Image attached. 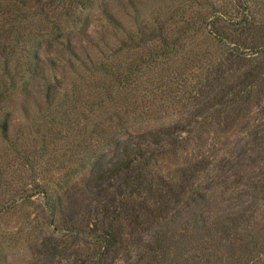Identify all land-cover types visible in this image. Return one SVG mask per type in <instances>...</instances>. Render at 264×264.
I'll return each mask as SVG.
<instances>
[{"label": "trees", "instance_id": "1", "mask_svg": "<svg viewBox=\"0 0 264 264\" xmlns=\"http://www.w3.org/2000/svg\"><path fill=\"white\" fill-rule=\"evenodd\" d=\"M97 1L0 0V264L32 240L34 264H264L245 211L181 219L241 120L245 144L204 189H264V0L162 4L87 74L47 85L31 119L42 50L84 33Z\"/></svg>", "mask_w": 264, "mask_h": 264}, {"label": "rangeland", "instance_id": "2", "mask_svg": "<svg viewBox=\"0 0 264 264\" xmlns=\"http://www.w3.org/2000/svg\"><path fill=\"white\" fill-rule=\"evenodd\" d=\"M173 0H98L97 7L94 10L90 22L84 33L72 35L69 38L60 41H52L41 52V68L35 80L32 82V94L27 100L29 116L34 118L41 113L44 108L43 90L49 84H68L87 74L94 63L103 59L110 54L119 40L125 34V30L137 25L141 18L151 15L162 4H169ZM20 102L16 106L12 105L11 110L16 119L13 120V128L16 130L21 124L19 120L21 107ZM257 110H253L255 117ZM264 117V114L262 115ZM257 122V121H255ZM155 123L154 125H158ZM245 120H241L235 128L234 133L225 138V143L221 145L219 157L229 156L236 157L239 154V146L245 144V133L243 126ZM178 156V155H177ZM185 156V154H183ZM217 156L212 166L208 167L200 174L199 180L196 181L192 188L205 193V198L197 201H189L187 206L182 207L184 210L183 217L189 223L193 220L198 221L202 218L210 220H224L229 218L230 214L245 211L246 216H250L254 221L264 225V189L259 185L236 184L229 186V189L223 190L221 187L211 186L206 188L207 182L217 179V167L222 161ZM174 159L168 158L166 166L169 168L174 164ZM260 165L264 167V159H261ZM165 167V168H167ZM230 171L229 173H231ZM197 182L200 184L197 186ZM27 209H30L27 207ZM195 213L193 216L192 212ZM188 214H192L189 217ZM253 214V216H251ZM255 215V216H254ZM189 217V218H188ZM188 218V219H187ZM15 220V217L12 218ZM264 233L261 232V237ZM34 240L26 243L25 246L30 248ZM179 250L189 249L190 242L188 239L180 240ZM23 246L20 249H8L6 259L3 264H34V255ZM183 248V249H182ZM20 250V251H17ZM190 250V249H189ZM190 252V251H188ZM187 253V251H186ZM185 253V254H186ZM231 256L238 255V250L229 253ZM221 260L218 264H222ZM61 264H64L63 262Z\"/></svg>", "mask_w": 264, "mask_h": 264}]
</instances>
